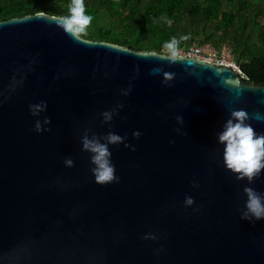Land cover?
<instances>
[{"label":"water","instance_id":"1","mask_svg":"<svg viewBox=\"0 0 264 264\" xmlns=\"http://www.w3.org/2000/svg\"><path fill=\"white\" fill-rule=\"evenodd\" d=\"M60 17L0 21V264H264V219L241 218L243 188L264 195V173L237 180L216 136L233 109L264 116V84L237 66L77 39ZM250 123L264 134V119ZM85 128L126 136L109 145L118 182H95Z\"/></svg>","mask_w":264,"mask_h":264},{"label":"trees","instance_id":"2","mask_svg":"<svg viewBox=\"0 0 264 264\" xmlns=\"http://www.w3.org/2000/svg\"><path fill=\"white\" fill-rule=\"evenodd\" d=\"M72 0H0V21L38 12L67 16ZM93 17L81 37L168 54L191 45L223 46L247 83L264 84V0H84ZM187 37V39H180Z\"/></svg>","mask_w":264,"mask_h":264},{"label":"clouds","instance_id":"3","mask_svg":"<svg viewBox=\"0 0 264 264\" xmlns=\"http://www.w3.org/2000/svg\"><path fill=\"white\" fill-rule=\"evenodd\" d=\"M93 17L85 13L84 0H72L69 15L60 17V23L63 30L72 37L79 39L81 34L87 33V28ZM187 39V37H181ZM179 40L176 37L166 41L164 47L168 50V59L176 61L181 59L178 55ZM153 69V72H156ZM232 86L239 87L236 81L231 82ZM131 88L125 91V96L129 95ZM239 95V93H237ZM123 107V105H118ZM47 109L46 101L30 104L29 111L32 116L38 117L41 112ZM113 110H104L100 114L105 123L112 120ZM264 119L260 113L250 114L244 109H233L224 120L221 129L216 133L217 142L223 145L222 160L226 170H228L237 180L246 179L248 185L258 179L264 173V134L254 130L251 120ZM176 120L183 124V117L177 116ZM50 118L44 117V124H50ZM34 130L37 133L48 131L42 127L39 119L35 121ZM186 134V133H183ZM133 137L139 138L140 131H134ZM126 136H121L112 131H108L103 138L96 134H90L89 129L85 128L80 137L81 150L90 154L91 172L95 182L106 184L108 182H118L120 177L116 175L115 165L112 162V153L109 145L124 143ZM171 142V141H170ZM125 147H130L127 143ZM134 150V149H133ZM64 164L72 167L74 161L68 157ZM193 186L195 182H193ZM243 192L246 195L245 211L241 214L242 219L249 221L264 219V195L257 192L250 186H245ZM186 205L193 204V198L186 196L184 200ZM145 239H157L155 234H146Z\"/></svg>","mask_w":264,"mask_h":264},{"label":"built area","instance_id":"4","mask_svg":"<svg viewBox=\"0 0 264 264\" xmlns=\"http://www.w3.org/2000/svg\"><path fill=\"white\" fill-rule=\"evenodd\" d=\"M225 46L222 47L219 53L214 51L210 46L191 45L185 50H179L178 55L195 57L212 63H223V54Z\"/></svg>","mask_w":264,"mask_h":264},{"label":"rangeland","instance_id":"5","mask_svg":"<svg viewBox=\"0 0 264 264\" xmlns=\"http://www.w3.org/2000/svg\"><path fill=\"white\" fill-rule=\"evenodd\" d=\"M226 50H224V54H223V61L224 64L227 65H232V66H236L233 61L231 60L232 58V52L230 49H228L227 47H225Z\"/></svg>","mask_w":264,"mask_h":264}]
</instances>
